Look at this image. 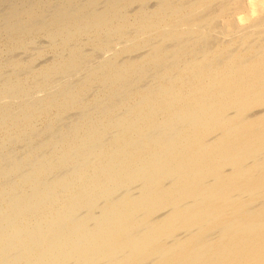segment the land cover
Returning a JSON list of instances; mask_svg holds the SVG:
<instances>
[{"label":"bare ground","instance_id":"bare-ground-1","mask_svg":"<svg viewBox=\"0 0 264 264\" xmlns=\"http://www.w3.org/2000/svg\"><path fill=\"white\" fill-rule=\"evenodd\" d=\"M0 264H264V0H0Z\"/></svg>","mask_w":264,"mask_h":264}]
</instances>
